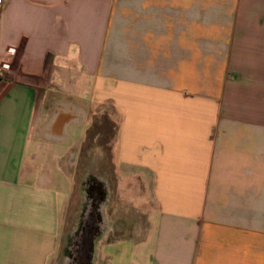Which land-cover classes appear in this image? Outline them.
Segmentation results:
<instances>
[{
  "label": "crops",
  "instance_id": "obj_1",
  "mask_svg": "<svg viewBox=\"0 0 264 264\" xmlns=\"http://www.w3.org/2000/svg\"><path fill=\"white\" fill-rule=\"evenodd\" d=\"M101 142L108 209L146 198L151 264H264V0H4L0 264H52L54 175Z\"/></svg>",
  "mask_w": 264,
  "mask_h": 264
},
{
  "label": "rangeland",
  "instance_id": "obj_2",
  "mask_svg": "<svg viewBox=\"0 0 264 264\" xmlns=\"http://www.w3.org/2000/svg\"><path fill=\"white\" fill-rule=\"evenodd\" d=\"M63 75L68 79L69 73L63 71ZM105 127L106 124H101L98 131L90 134L91 139L99 132L104 135ZM72 132L81 136L80 128H74ZM37 140L38 154L45 155V151H49L48 163L52 162L51 143L45 139ZM108 144L101 142L82 145L76 155L74 170L77 173H68V177L63 174L54 175L57 193L69 197L70 208L65 215L61 241L51 260L52 264H151L152 244L144 246L142 240L146 224L141 218L146 215V211L143 212L140 205L146 198L138 196L136 182H132L129 190L123 186L116 195L111 196V203L119 208L112 207L110 211L107 202L110 200L107 192L109 185L95 177L98 175L96 171H101V175L104 171L102 147ZM41 161L39 159L37 162ZM99 162L101 165H98ZM46 167L44 170L49 171ZM126 191L131 198L128 202L124 199ZM125 202L128 211H125ZM109 234L111 236L105 238Z\"/></svg>",
  "mask_w": 264,
  "mask_h": 264
},
{
  "label": "built area",
  "instance_id": "obj_3",
  "mask_svg": "<svg viewBox=\"0 0 264 264\" xmlns=\"http://www.w3.org/2000/svg\"><path fill=\"white\" fill-rule=\"evenodd\" d=\"M4 6V0H0V9H2ZM45 154H46V151H45Z\"/></svg>",
  "mask_w": 264,
  "mask_h": 264
}]
</instances>
